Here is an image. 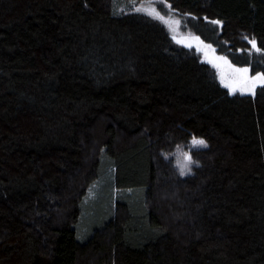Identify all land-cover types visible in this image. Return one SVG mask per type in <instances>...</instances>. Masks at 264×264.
Masks as SVG:
<instances>
[{
  "label": "trees",
  "instance_id": "trees-1",
  "mask_svg": "<svg viewBox=\"0 0 264 264\" xmlns=\"http://www.w3.org/2000/svg\"><path fill=\"white\" fill-rule=\"evenodd\" d=\"M151 1L0 0V264H264V86L231 94L161 20L119 5ZM167 4L264 72L249 52L264 0Z\"/></svg>",
  "mask_w": 264,
  "mask_h": 264
},
{
  "label": "rangeland",
  "instance_id": "rangeland-1",
  "mask_svg": "<svg viewBox=\"0 0 264 264\" xmlns=\"http://www.w3.org/2000/svg\"><path fill=\"white\" fill-rule=\"evenodd\" d=\"M160 2H162V0H153L151 2H148V3H138V2H121L119 3V5H121V9L122 10H134V11H137V9H141L140 11L138 12H143L147 15L148 12L145 11L144 9H148L150 10L151 8H155L161 15H163L167 20L169 21H179V24H173L172 27L170 28L168 24L163 23L165 24V26L168 28V30L170 31L171 35L173 37H175V40H185L187 42H190L192 44V47H187L186 46V43H180L182 45H184L185 47L187 48H190V49H194L196 52L200 53L203 60L207 63L208 62V59L213 55V53L211 52V50H208L209 51V57H206L204 52L201 51L200 49L203 47V45H200V47H197V41L194 39V37H196V35H194L192 32H184L183 31V21H182V18H180L178 15H176L170 8H168L167 6V9H170L172 12L171 13H168L165 8H162L160 7L158 4H160ZM149 16H152L154 17L153 15H149ZM156 18V17H154ZM158 19V18H157ZM160 20V19H159ZM174 29V30H173ZM207 44V43H206ZM213 47V46H212ZM214 49V47H213ZM214 55L215 56H221V55H218L216 53V50L214 52ZM229 60V59H228ZM211 64V63H209ZM232 64V63H231ZM212 65V64H211ZM233 65V64H232ZM213 66V65H212ZM215 68V67H214ZM216 71L218 72L219 74V78L221 80V73H224L225 75H228L230 72H231V69L227 66V65H222V67L220 69H217L215 68ZM250 74V73H249ZM251 75V74H250ZM222 83V82H221ZM222 85L225 87L224 83H222ZM259 87H262L260 85L257 86V88ZM226 88V87H225ZM256 88V90H257ZM231 94H238V95H251L250 93H241L240 91H236L235 93L231 92L228 88H226ZM255 90V92H256ZM174 159H175V164L178 168V170L180 172H183V173H187V171L189 170V162L185 160V154L183 153H177L174 155ZM103 190H104V182H100L98 184H96L93 189L90 191V194H89V197L87 199V204L89 205L88 207H90V213H94V211L97 209V202L99 201V199L103 196ZM89 212L88 213H85L83 214V218L81 220V223H84L83 224V227H81V230L85 231V233H87L88 231V219H85L86 217L87 218H90V214ZM85 220V221H84ZM80 230V231H81ZM82 236V235H81ZM83 239V238H81Z\"/></svg>",
  "mask_w": 264,
  "mask_h": 264
},
{
  "label": "snow or ice",
  "instance_id": "snow-or-ice-1",
  "mask_svg": "<svg viewBox=\"0 0 264 264\" xmlns=\"http://www.w3.org/2000/svg\"><path fill=\"white\" fill-rule=\"evenodd\" d=\"M162 3H165L168 8H171V4H167V0H162ZM141 9H137V11H140ZM148 12L149 15H153L154 17L160 19L164 23L168 24L171 28L173 24H179V21H169L167 20L163 15H161L154 7L150 10L144 9ZM207 19V17H205ZM212 23L220 25L222 22L219 20H214ZM174 30V29H173ZM175 39V37H174ZM194 39L198 42L197 47H200V45H203V47L200 49L204 52L206 57H209V51L213 53V55L208 59V62L211 63L215 68L220 69L222 65H227L231 72L228 75H225L224 73H221V82L224 83L225 87L228 88L231 92L235 93L236 91H240L241 93H250L251 95H255L256 88L258 85L264 86V72L257 71L255 75H250L251 67L245 66V67H236L235 65H232L231 62L228 60L226 56H215L214 52L215 49H213L211 44H206L203 40L200 39V37L196 36ZM247 39V38H246ZM250 44L252 45V48L249 49V52L254 50L257 53L264 54V48H260L257 46L256 41L250 40ZM177 43H186L187 47H192V44L190 42H187L185 40H177ZM243 51V50H241ZM262 91H264V88H262ZM205 141L203 139H198L196 137H193L192 144L194 146L198 145H205ZM185 160L189 163L192 162V157L190 154H185Z\"/></svg>",
  "mask_w": 264,
  "mask_h": 264
}]
</instances>
